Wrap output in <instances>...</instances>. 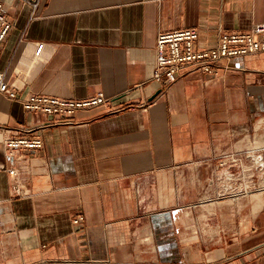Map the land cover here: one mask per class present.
Returning a JSON list of instances; mask_svg holds the SVG:
<instances>
[{"label":"crops","instance_id":"0c3cea01","mask_svg":"<svg viewBox=\"0 0 264 264\" xmlns=\"http://www.w3.org/2000/svg\"><path fill=\"white\" fill-rule=\"evenodd\" d=\"M4 9L12 28L0 72L18 98L0 92V264H264V52L225 59L215 75L185 68L165 90L153 78L159 31L195 27L205 49L223 30L264 22V0H41L35 12L4 0ZM100 91L120 110L42 129L47 118L21 100ZM21 125L45 145L18 197L4 138Z\"/></svg>","mask_w":264,"mask_h":264},{"label":"built area","instance_id":"2783aa9c","mask_svg":"<svg viewBox=\"0 0 264 264\" xmlns=\"http://www.w3.org/2000/svg\"><path fill=\"white\" fill-rule=\"evenodd\" d=\"M33 8L38 9L41 0H26ZM12 23L4 9V0H0V46L8 35ZM199 31L195 27L159 31L157 36V59L153 78L161 83L162 90L167 89L178 80L185 68L215 75L220 64L225 59L264 52V22L257 23L247 31H221L218 42L211 47L198 49L196 44ZM0 92L9 98H18L16 90L8 84L5 72H0ZM22 103L29 113L46 117L47 120L39 125L40 129L54 125H66L75 121L78 113L89 111L96 107L108 106L110 112L120 110L111 107L110 98L100 91L94 96L84 99L65 98L50 94L32 93L22 98ZM20 134L7 135L4 146L7 155L13 159L7 169L11 177V190L22 197L28 194V176L30 172L32 154L44 148L45 141L41 133L33 134L31 127L19 126ZM234 157V163H238ZM249 184L245 186L249 188ZM84 215L79 213L73 218L79 224ZM86 264H116L110 258L81 260Z\"/></svg>","mask_w":264,"mask_h":264},{"label":"water","instance_id":"95a60500","mask_svg":"<svg viewBox=\"0 0 264 264\" xmlns=\"http://www.w3.org/2000/svg\"><path fill=\"white\" fill-rule=\"evenodd\" d=\"M159 93V92H158ZM158 93H156L150 100H153L155 97H156V95L158 94Z\"/></svg>","mask_w":264,"mask_h":264},{"label":"rangeland","instance_id":"374dc122","mask_svg":"<svg viewBox=\"0 0 264 264\" xmlns=\"http://www.w3.org/2000/svg\"><path fill=\"white\" fill-rule=\"evenodd\" d=\"M258 159H259V158H258ZM260 160H261V159H260ZM260 160H259V161H260ZM257 167L259 168V166H258V165H257Z\"/></svg>","mask_w":264,"mask_h":264}]
</instances>
